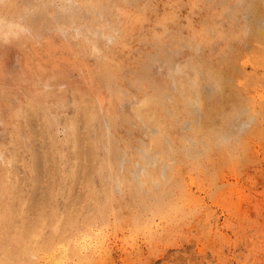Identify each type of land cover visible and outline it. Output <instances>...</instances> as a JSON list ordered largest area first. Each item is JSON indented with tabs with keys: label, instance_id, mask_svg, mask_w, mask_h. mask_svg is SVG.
Masks as SVG:
<instances>
[{
	"label": "rangeland",
	"instance_id": "1",
	"mask_svg": "<svg viewBox=\"0 0 264 264\" xmlns=\"http://www.w3.org/2000/svg\"><path fill=\"white\" fill-rule=\"evenodd\" d=\"M49 260L264 264V0H0V264Z\"/></svg>",
	"mask_w": 264,
	"mask_h": 264
},
{
	"label": "bare ground",
	"instance_id": "2",
	"mask_svg": "<svg viewBox=\"0 0 264 264\" xmlns=\"http://www.w3.org/2000/svg\"><path fill=\"white\" fill-rule=\"evenodd\" d=\"M187 76H188V75H187ZM147 109H148V108H147ZM139 111H140V110H139ZM139 114H141V113H139ZM143 114H144V113H143ZM153 114L156 115L155 113H153ZM145 117H146V116H145ZM143 118H144V117H143ZM149 119H150V118H149ZM158 122H159V121H158ZM153 162H154V161H153ZM51 251H52V250H51ZM53 260H54V259H53ZM53 260H52V262L49 260V262H51V263H49V262H48V263H49V264H58L57 261L54 262ZM9 264H10V263H9Z\"/></svg>",
	"mask_w": 264,
	"mask_h": 264
}]
</instances>
